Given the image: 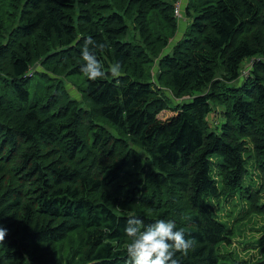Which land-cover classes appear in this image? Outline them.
<instances>
[{
	"label": "trees",
	"instance_id": "obj_1",
	"mask_svg": "<svg viewBox=\"0 0 264 264\" xmlns=\"http://www.w3.org/2000/svg\"><path fill=\"white\" fill-rule=\"evenodd\" d=\"M174 7L0 0V264H129L131 217L185 229L178 264H264V0H187L162 54ZM88 37L103 79L81 70Z\"/></svg>",
	"mask_w": 264,
	"mask_h": 264
},
{
	"label": "clouds",
	"instance_id": "obj_2",
	"mask_svg": "<svg viewBox=\"0 0 264 264\" xmlns=\"http://www.w3.org/2000/svg\"><path fill=\"white\" fill-rule=\"evenodd\" d=\"M82 51L83 60L86 64L82 67L90 80L105 78L104 64L98 60L96 48L103 50L104 45H95L91 37L86 40ZM120 64L110 68L111 75H120ZM143 221L131 217L125 226V234L132 237V243L127 248L129 264H178L174 258L176 252H187L195 244L194 239L185 238V229H177L176 223L171 220L158 219L155 223L147 225L141 230ZM8 229L0 224V242H5Z\"/></svg>",
	"mask_w": 264,
	"mask_h": 264
},
{
	"label": "rangeland",
	"instance_id": "obj_3",
	"mask_svg": "<svg viewBox=\"0 0 264 264\" xmlns=\"http://www.w3.org/2000/svg\"><path fill=\"white\" fill-rule=\"evenodd\" d=\"M186 2H187V0H183L182 6H181L182 7V13H181V15L180 16H177L176 15L178 17V19H177L178 30L176 32V35L172 39L171 44H169L167 46V48L163 50L162 54H166V53L170 52L173 44L176 43L177 40H179L184 35L185 30L188 27V24L190 22V18L185 13H183V6L185 5ZM1 13L4 16V22L5 23H10V22H13L14 23L15 22V21H12V19L10 17H7V16L4 15L5 14L4 6L1 7ZM14 20H16V19H14ZM9 33H10V30L8 29V30H6L5 35L9 37ZM161 55H160V57H161ZM159 58L157 59V63L159 62ZM250 67H251L250 65H247L246 67L244 65V71H243V75H242L241 79L244 77L245 73L250 70ZM37 69L42 70V67H41L40 64H39V66H38ZM157 69H158V67L156 65L154 73H156ZM61 80L64 82V86L69 91V93L71 94V96H73L74 98H77L79 100L82 99V91H81V88L83 86V80H81L80 78H78L76 76H63L61 78ZM163 89H167V88H163ZM189 98H190V96H185V97L181 98L180 101L182 99L183 100H189ZM175 101H176V99H175ZM166 111L167 112H164L163 117H166V116H168V115H170L172 113L171 110H166ZM209 118H211L213 120L214 115H210ZM219 123H220V121H219ZM231 206L232 205L230 203H228L226 205H225V203H223V211L221 212V214H224V216H221V219L222 220H225V219L228 218L226 216V214H228V212L230 211L229 209L231 208ZM257 226H259V225L254 224V223L244 225L242 227V231L241 232H244L245 231V232H247V234L249 233V235L250 234H256V231H253V230L256 229ZM240 238L241 237H238V239H240ZM234 241L235 242H233V245H236L237 247L238 246L241 247V244H238V242H236L237 241L236 239H234ZM252 241H253V238L252 237H248L246 240H244L242 242V244L245 247L246 246V243L245 242L251 243ZM235 248H236L235 246H232L231 247V250H234ZM257 255L258 254H256L255 256H257ZM253 257H254V255H253L252 251H248V253L246 255V258L247 259H250V258H253Z\"/></svg>",
	"mask_w": 264,
	"mask_h": 264
},
{
	"label": "built area",
	"instance_id": "obj_4",
	"mask_svg": "<svg viewBox=\"0 0 264 264\" xmlns=\"http://www.w3.org/2000/svg\"><path fill=\"white\" fill-rule=\"evenodd\" d=\"M182 3H183V0H175L174 12H175V15L177 16H180L182 13V7H181Z\"/></svg>",
	"mask_w": 264,
	"mask_h": 264
}]
</instances>
